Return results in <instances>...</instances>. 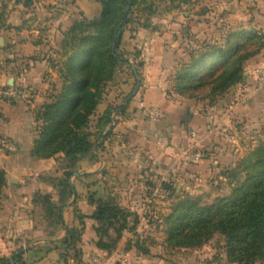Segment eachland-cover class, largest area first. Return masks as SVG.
<instances>
[{
  "label": "crops",
  "instance_id": "1",
  "mask_svg": "<svg viewBox=\"0 0 264 264\" xmlns=\"http://www.w3.org/2000/svg\"><path fill=\"white\" fill-rule=\"evenodd\" d=\"M20 5L23 6L9 0L0 23V47L11 50L12 57L0 68V86L4 81L15 86H32L39 90V95L31 102L0 98V138L17 145L16 152L0 153V169L5 171V184L0 195V256L23 252V263L15 264H64L60 259L64 252L61 239L73 223L74 207H78L83 215L90 214L93 209L84 198L89 189L87 177L91 176L85 174L93 173L101 179V171L108 169L123 182L137 174L139 169H144V172L149 170L161 175L163 180L174 178L175 184L181 186L185 176L197 178L222 165L233 168L236 156H241L261 138L264 82L255 80L253 69L256 66L264 69V50L246 62L243 79L229 90L232 97L225 108L204 102L205 108L201 110L199 103L175 97L166 90L168 75L173 72L170 59L175 49L171 46L177 40L173 32L182 27L187 33L199 32L206 25L204 18L208 14L213 18L214 13L205 12L203 5H209L213 11L226 8L231 11V17L242 16L236 10L237 5L243 8L254 6L253 15L264 24V0H186L180 3L184 9L182 16L167 22L170 31L158 37L146 32L136 38L138 43L145 40L146 46L142 53L145 63L138 90L127 102L126 109L117 116L119 120L101 137V147L106 150L104 158L95 157L93 163H86L69 178L73 193L61 209V223H57L54 220L55 207L45 208L35 195L41 191L50 194L51 201L58 200L56 188L43 176L51 173L56 160L31 155L32 142L38 133L34 116L45 99L46 81L41 73L46 65L38 57L43 38L39 36L41 29L29 25L27 15L16 14L15 9ZM238 90L242 94L235 101ZM148 106L158 107L160 117L152 121L144 119L136 109ZM225 126L229 134L221 132ZM222 136L234 144L229 142L227 148L217 145ZM245 139L250 140L245 143ZM203 149L209 150L203 159L193 157L194 152ZM125 153L128 154L124 156ZM136 156L140 159L134 158ZM87 225L86 228H90L92 224L87 222Z\"/></svg>",
  "mask_w": 264,
  "mask_h": 264
},
{
  "label": "rangeland",
  "instance_id": "2",
  "mask_svg": "<svg viewBox=\"0 0 264 264\" xmlns=\"http://www.w3.org/2000/svg\"><path fill=\"white\" fill-rule=\"evenodd\" d=\"M182 2L184 1L134 0L131 6L128 5L129 10L124 17L125 21L121 27L120 42L116 48V52L122 55L125 60L119 61L110 79L101 83L98 90L97 104L87 120V130L91 133L90 139L93 144L92 150L90 153L81 156L75 164L66 160L62 153L52 157L56 160L55 165L50 174L47 173L43 176L56 190L58 189L56 183L63 177L65 172L75 173L84 167L86 163H93L95 157L104 158L106 150L104 146L101 147L102 143H100V139L119 120L117 116L126 109L127 102L136 93H133L136 84L133 68L137 71L140 85V76H142L145 63L142 53L146 50V46L143 43L145 40L138 43L136 38L146 32L148 33H146L147 35L158 37L170 31L167 27V22L171 18L175 19L182 16V12L184 11L180 7V3ZM246 2L251 3L252 1ZM8 3L9 0H0V23L4 18L3 14ZM16 3L23 5L15 9L16 14L21 16L27 15L29 25H35L41 29L39 36L43 40L41 41L42 49H40L38 57L44 60L46 65V69H43L41 73L46 81L44 104L54 99L62 85L60 70L63 68V62L68 54L62 46L65 33L76 22L88 23L96 20L101 11V1L20 0ZM208 6L203 5L202 8L205 9V12H214L213 18H210V14H208L209 18H204L206 25L199 32L194 33L190 31L187 33L183 27L173 32V35L177 36V40L171 46L175 49L172 51V58L170 59L173 72L168 75L170 79H168L169 82L166 90L169 94H171L170 92L175 94V97L181 96L186 100L188 99V101L199 103L201 110L205 108L204 102L215 104L219 108H225L232 97L229 95V90L241 82L243 78L221 94L211 92L208 87H203L181 95L175 89V76L178 69L188 62L189 54L198 51L204 43L215 42L221 45L227 41L234 42L235 38L237 39L245 32H251L261 37L247 48L249 50L260 48L257 54L243 62L242 68L244 72L246 62L249 59L257 57L264 50V24L263 21H259V18L253 15L254 6L243 8L242 5H237L236 10L242 14L241 17L229 16L231 11L226 8L213 11ZM243 13L246 16L243 17ZM235 33L239 35L234 36ZM10 51L9 49L5 50L4 47H0V68L12 58ZM6 83L9 84L8 81L3 82L4 85ZM26 87L32 88L37 93V96L39 95L37 88L32 86ZM239 90L236 91L235 101H238V98L242 94ZM42 105L34 116L38 132L41 122L36 116L40 112ZM150 108H156L161 113V110L155 106L136 109L140 110L144 119L152 121L148 116ZM106 117L109 121L103 126L100 120L102 119L103 121ZM216 125L219 126L218 123ZM226 128L228 127L225 126L223 130L222 127L221 132L229 134V129L227 130ZM260 132L262 136L255 145L259 141L264 140V128ZM228 140V138L226 139L225 136H222V139L218 140L220 142L216 144L221 147L224 145L227 148L229 142L234 144L230 141L231 139ZM249 140L245 139V143H248ZM255 145L252 148L249 146L241 156H236L233 168H226L225 165H222L217 169L209 171L206 175L197 176V178L194 175H190V177L185 176L186 178L181 186L175 184L176 180L174 178L169 180L166 177L163 180L161 179V175L149 170L144 172V169L141 171L139 169L137 174H133V177L130 179L126 180L125 178L123 182L118 181L116 175L109 173L108 169L101 171L102 180L93 176V173L85 174L86 176L91 175L87 177L89 180L87 188L89 189L84 195L87 203L88 195L93 193L95 199L100 196H103V199H110L111 202L128 210L130 215L126 217V227L121 231L119 237H116L114 226L107 228V235L102 236V239L105 242L114 243V247L110 251H105L95 246V241L99 236L96 234L94 228L98 224L93 219L87 217L92 213L95 205L88 203L93 206L92 211L88 215L80 213L79 208L75 206L73 209L74 220L69 227L75 229L77 236L75 242L76 251L73 249L66 250V252H63L65 259L61 256L60 259H62L64 264H95L93 258H97L101 262L108 261L107 264H237L227 260L224 238L220 234L213 235L211 239L200 247L167 246L165 237L168 224L165 221V216L170 212L171 204L184 194L198 196L202 203H211L217 196L229 194L232 187L244 178V172L238 171L247 164L248 155ZM208 152L209 150L207 149L200 150V157L198 159H203ZM0 153L11 154L13 152L0 151ZM127 154L125 153L124 156ZM134 158L140 159L139 156ZM218 164L221 163L218 162ZM232 170H237V174L233 173ZM36 193L43 194L41 191H37ZM52 203L58 206L60 202L57 200L55 202L52 201ZM134 214L137 215L136 221H134ZM84 217L89 219H83ZM87 222H91L90 228H86L89 227ZM115 226H117V223ZM142 249H147L148 252L145 253ZM255 264H264V261L256 262Z\"/></svg>",
  "mask_w": 264,
  "mask_h": 264
},
{
  "label": "trees",
  "instance_id": "3",
  "mask_svg": "<svg viewBox=\"0 0 264 264\" xmlns=\"http://www.w3.org/2000/svg\"><path fill=\"white\" fill-rule=\"evenodd\" d=\"M100 1L99 17L88 23L72 24L62 40V46L68 52L60 70L62 85L54 99L44 103L36 116L41 122L31 149V155L36 158L47 159L62 153L66 160L75 164L92 150L91 133L87 130L88 116L97 104L101 83L110 79L119 61L125 60L116 48L128 5L134 2ZM260 37L245 32L234 42L204 43L198 51L189 54L188 62L176 72L175 89L181 95L203 87L217 94L225 92L243 78V62L257 54L260 48L249 50L247 47ZM100 121L104 126L109 119L106 117ZM247 159V164L238 171L244 172V178L232 187L229 194L217 196L211 203H202L200 197L184 194L171 204L170 212L165 216L167 246L200 247L213 235L220 234L224 238L228 261L237 264L264 261V140L255 145ZM232 171L237 174V170ZM73 174L65 172L56 183L58 206H53L50 194L35 193L45 208L55 207L54 220L57 223H61V209L73 193L69 182ZM4 184L5 172L0 170V194ZM102 197L95 199L93 193L88 195V203L95 206L87 217L98 224L94 228L99 236L95 246L110 251L114 243L105 242L102 236L107 235L108 227L114 226L116 237H119L130 212ZM134 219L136 221V214ZM76 237L75 229L67 228L61 239L63 251H76ZM61 257L65 259L64 253ZM15 263H23V252L0 256V264Z\"/></svg>",
  "mask_w": 264,
  "mask_h": 264
},
{
  "label": "built area",
  "instance_id": "4",
  "mask_svg": "<svg viewBox=\"0 0 264 264\" xmlns=\"http://www.w3.org/2000/svg\"><path fill=\"white\" fill-rule=\"evenodd\" d=\"M254 76L257 82L262 83L264 82V69L260 66H256L254 68ZM37 96V93L29 87L26 86H15V85H10L6 83L5 85L2 84L0 86V98L9 100V101H25V102H31L33 101ZM161 115L160 111L156 108H150L148 110V116L152 120H156L159 118ZM194 136V133H193ZM17 150V145L15 142L5 139V138H0V151H7V152H15ZM184 153V152H183ZM193 156L198 159L200 157L199 152H194ZM93 262L95 264H100L101 261H99L97 258H93ZM108 261L106 262H101V264H107Z\"/></svg>",
  "mask_w": 264,
  "mask_h": 264
},
{
  "label": "water",
  "instance_id": "5",
  "mask_svg": "<svg viewBox=\"0 0 264 264\" xmlns=\"http://www.w3.org/2000/svg\"><path fill=\"white\" fill-rule=\"evenodd\" d=\"M132 58H133V57H132ZM133 73H134L135 78H136V84H135V87H134V89H133V93H134V92H136V90H137V88H138V86H139V81H138L137 71H136L135 68H133ZM9 84H10V83H9ZM187 119H188V112H187L186 115H185V120L187 121Z\"/></svg>",
  "mask_w": 264,
  "mask_h": 264
}]
</instances>
